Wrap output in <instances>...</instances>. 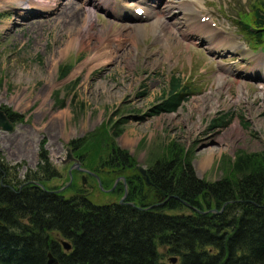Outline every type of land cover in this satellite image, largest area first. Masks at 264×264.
Instances as JSON below:
<instances>
[{
	"label": "rangeland",
	"instance_id": "rangeland-1",
	"mask_svg": "<svg viewBox=\"0 0 264 264\" xmlns=\"http://www.w3.org/2000/svg\"><path fill=\"white\" fill-rule=\"evenodd\" d=\"M258 1L121 0L128 11L117 17L107 0H94L104 5L95 10L94 30L108 47L78 71L99 40L61 58L57 52L75 24L60 15L68 3L83 12L87 1L33 0L28 7L26 0H0V109L17 115L11 132L0 131V161L16 167L23 179L37 170L45 151L58 175L41 184L44 189L104 205L128 193L130 176L145 184L137 167L147 171L169 156L171 145L185 152L193 176L208 183L225 178L237 155H264V40L256 46L236 27ZM130 3L157 13L131 22ZM187 13L191 20L184 19ZM158 15L165 24L157 30ZM216 33L209 47L206 41ZM62 69H69L63 79ZM171 77L181 81L184 101L175 112L154 116L150 111L164 100ZM220 119L225 123L214 126ZM118 120L126 124L113 143L130 157L126 168L116 166L105 145L110 124ZM236 121L244 134L228 140L223 135ZM209 148L220 152L201 168L200 154ZM144 187L156 195L154 203L164 202ZM170 214L190 211L182 207ZM158 251L167 262L165 248Z\"/></svg>",
	"mask_w": 264,
	"mask_h": 264
},
{
	"label": "trees",
	"instance_id": "trees-1",
	"mask_svg": "<svg viewBox=\"0 0 264 264\" xmlns=\"http://www.w3.org/2000/svg\"><path fill=\"white\" fill-rule=\"evenodd\" d=\"M248 16L238 19L236 27L259 46L264 0ZM69 69L61 70V79ZM183 90L181 81L171 77L164 100L150 113L175 112L184 101ZM3 111L11 122L17 117ZM222 119L214 126L224 124ZM125 124L111 123L105 144L122 168L131 166L130 157L113 139ZM181 151L171 145L169 156L162 155L147 170L152 187L146 190L155 193L156 188L163 203H154L156 195L144 192L136 175L126 179L122 204L96 205L83 195L65 198L46 190L41 184L58 173L45 151L37 170L23 179L16 167L0 161V264H47L48 255L57 264H172V258L174 264H264V155L241 153L225 178L208 183L193 176ZM182 207L190 214H170ZM159 247L169 255L167 262Z\"/></svg>",
	"mask_w": 264,
	"mask_h": 264
},
{
	"label": "bare ground",
	"instance_id": "bare-ground-1",
	"mask_svg": "<svg viewBox=\"0 0 264 264\" xmlns=\"http://www.w3.org/2000/svg\"><path fill=\"white\" fill-rule=\"evenodd\" d=\"M35 1V0H34ZM61 1V0H60ZM157 0H143V3H153L156 2ZM187 3L191 0H185ZM28 7L33 4V0H26ZM38 2V1H37ZM112 8L114 9V12L112 13L113 16H117V17H126V15L122 14V12L124 11H128L127 8H123L124 3L121 2V0H110ZM185 2V3H186ZM143 3H139V5H134L133 3L129 6L130 9L129 11L132 10L131 14L130 12H128L127 14V18L131 21V22H138L141 21L142 19L147 20L150 17V14L152 15L153 12L154 14H156L157 12H155L154 10H151V12H149L147 10V8L143 5ZM43 5H46L44 3H42ZM41 4V5H42ZM64 3H61V5H63ZM86 7L84 8L83 12H81L80 9L77 8L76 5L72 4V3H68V8L65 7L63 10L66 9L65 12H61L60 16H64L65 20H69L70 24H75V27L73 29H71L70 31V37L68 38V40L65 42V44L63 45L62 48H60V50L57 52V55L59 54V56L61 58L65 57L66 55H68V53L70 52V50L73 47H76L78 49H82V47H88V45H90L91 40L94 37H97L99 40V44L94 46V56L90 59H88L83 65L79 66V68L77 69L78 71L81 70L84 66L92 63L93 61H97V57L101 55V52L103 49L107 48L108 46L106 45L104 39L99 35V33H97L94 30L95 24V10L98 9L99 7H102L104 5L102 4H98L96 5L94 3L93 0H87L86 2ZM54 7V9H56L57 5L53 4V5H46V7ZM31 7V6H30ZM43 7V6H41ZM36 9V8H35ZM38 9V8H37ZM49 9V8H48ZM137 9H142L143 10V14L141 16H137L135 14V10ZM196 17V16H195ZM184 19L187 20H191L192 19V14L191 13H187L186 16L184 17ZM197 21V25L202 26V23L200 22V19L198 20L196 18ZM164 24H165V16H161L158 15V17H156V20L154 21V26H156L157 30L158 29H162L164 28ZM126 27V26H125ZM124 27V28H125ZM139 26H137V24L132 25L130 28H138ZM219 33L216 34H212L210 36V39L208 41H206V44L209 45V47H211L214 43H215V39H217L219 37ZM210 49V48H209ZM103 57V55L100 56V58ZM225 78L223 76H220L219 78V83H221ZM49 91V90H48ZM243 130L240 127L239 123L236 121L234 122V124L230 127L229 131H227L226 133H224V137H226L228 140H232V139H236L239 137L243 136ZM216 152H220V150H214L212 148H209L205 151H203L200 156H201V161H200V167L204 168L209 160L212 161V157L214 156V154Z\"/></svg>",
	"mask_w": 264,
	"mask_h": 264
},
{
	"label": "water",
	"instance_id": "water-1",
	"mask_svg": "<svg viewBox=\"0 0 264 264\" xmlns=\"http://www.w3.org/2000/svg\"><path fill=\"white\" fill-rule=\"evenodd\" d=\"M13 129V123L10 121L9 117L7 116L6 112H4L3 110L0 109V131H7V132H11ZM67 152H69V150H67ZM72 157L71 155L68 153L67 154V161L71 160ZM73 168H78V164H75L74 167H70V170ZM137 171L140 174V176L142 177L144 183L146 186H151V182L149 179V176L147 174V171L142 168V167H137ZM57 192V191H56ZM126 197V193L124 194V196L122 197V199L119 201V204H122L124 202V199ZM154 206H151L150 208H152ZM62 246L64 248V250H69V245L66 242H62ZM176 261L175 258L170 259V263L174 264ZM47 264H57L56 261L51 258L50 255H48V262Z\"/></svg>",
	"mask_w": 264,
	"mask_h": 264
},
{
	"label": "flooded vegetation",
	"instance_id": "flooded-vegetation-1",
	"mask_svg": "<svg viewBox=\"0 0 264 264\" xmlns=\"http://www.w3.org/2000/svg\"><path fill=\"white\" fill-rule=\"evenodd\" d=\"M151 187H152V186H151ZM152 189H153L156 193H159V191H158L156 188L153 187ZM162 198H163V196L161 195V197L158 198V199L160 200V199H162Z\"/></svg>",
	"mask_w": 264,
	"mask_h": 264
}]
</instances>
